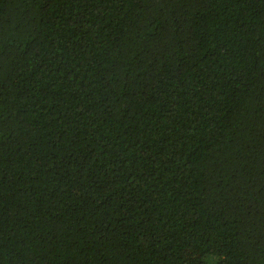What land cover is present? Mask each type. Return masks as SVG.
Listing matches in <instances>:
<instances>
[{
	"label": "trees",
	"instance_id": "1",
	"mask_svg": "<svg viewBox=\"0 0 264 264\" xmlns=\"http://www.w3.org/2000/svg\"><path fill=\"white\" fill-rule=\"evenodd\" d=\"M0 264H264V0H0Z\"/></svg>",
	"mask_w": 264,
	"mask_h": 264
}]
</instances>
